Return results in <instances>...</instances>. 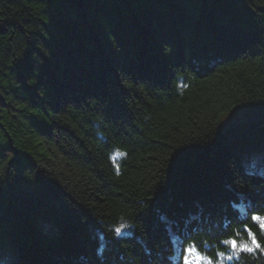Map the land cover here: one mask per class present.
Returning a JSON list of instances; mask_svg holds the SVG:
<instances>
[{"label":"trees","instance_id":"trees-1","mask_svg":"<svg viewBox=\"0 0 264 264\" xmlns=\"http://www.w3.org/2000/svg\"><path fill=\"white\" fill-rule=\"evenodd\" d=\"M253 212L264 0H0V264H264Z\"/></svg>","mask_w":264,"mask_h":264},{"label":"snow or ice","instance_id":"snow-or-ice-1","mask_svg":"<svg viewBox=\"0 0 264 264\" xmlns=\"http://www.w3.org/2000/svg\"><path fill=\"white\" fill-rule=\"evenodd\" d=\"M124 155L123 153H116L114 157H112L115 162L118 157ZM242 213H245V219H247V214L243 208L240 209ZM251 221L254 225H257L262 234H264V217H261L259 214L253 212L251 215ZM132 226L122 223L120 227L113 229L116 236L119 238L124 235V233L130 229ZM243 231L247 234L249 242L241 243L238 239L234 237H230L229 239L223 240L221 243L224 245H228L233 253L239 258V254L241 252L252 253L257 249L261 252H264V244L260 242L257 238L256 234L252 231L247 224L244 225ZM239 235V233H237ZM177 237L173 238V242H175ZM220 256H224V253H219ZM228 260H232L233 256H227ZM182 264H215L211 257H207L204 255L199 248H197L196 244L193 242L191 245L184 246L182 248ZM222 264V262H221Z\"/></svg>","mask_w":264,"mask_h":264},{"label":"rangeland","instance_id":"rangeland-1","mask_svg":"<svg viewBox=\"0 0 264 264\" xmlns=\"http://www.w3.org/2000/svg\"><path fill=\"white\" fill-rule=\"evenodd\" d=\"M248 119H249V116L244 112V110H242L240 112L233 113L230 117H228L224 121V126L227 129L230 126H234V125L238 124L239 122H242V121H245Z\"/></svg>","mask_w":264,"mask_h":264}]
</instances>
